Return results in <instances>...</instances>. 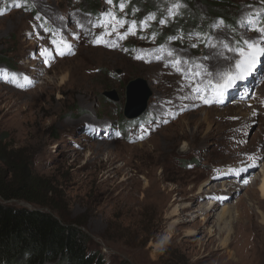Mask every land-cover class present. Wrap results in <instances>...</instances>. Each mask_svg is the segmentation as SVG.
Segmentation results:
<instances>
[{
	"label": "rangeland",
	"instance_id": "374dc122",
	"mask_svg": "<svg viewBox=\"0 0 264 264\" xmlns=\"http://www.w3.org/2000/svg\"><path fill=\"white\" fill-rule=\"evenodd\" d=\"M164 1L156 20L109 0H0V146L41 182L31 203H2L79 226L107 264H264L250 179L264 166V0ZM135 78L151 94L126 119Z\"/></svg>",
	"mask_w": 264,
	"mask_h": 264
},
{
	"label": "trees",
	"instance_id": "16d2710c",
	"mask_svg": "<svg viewBox=\"0 0 264 264\" xmlns=\"http://www.w3.org/2000/svg\"><path fill=\"white\" fill-rule=\"evenodd\" d=\"M111 2L125 5L131 10L129 13L138 14L139 11L150 18H159L156 20L163 19L167 15L166 10L173 6L164 0L165 6L160 0ZM181 6L183 5L179 6L177 14L179 31H183L185 22L182 19L186 21L185 17L190 24L193 23L192 12ZM189 23L184 24V29L189 27ZM6 135L0 133V143ZM0 163L13 171L10 181H6L4 174L0 172V264H107L98 252L88 248L87 236L79 226L65 223L43 211L2 203L13 198L31 203L37 198L36 192L41 187V182L28 174L25 161L9 156L3 146H0ZM118 264L129 263L121 260Z\"/></svg>",
	"mask_w": 264,
	"mask_h": 264
},
{
	"label": "water",
	"instance_id": "95a60500",
	"mask_svg": "<svg viewBox=\"0 0 264 264\" xmlns=\"http://www.w3.org/2000/svg\"><path fill=\"white\" fill-rule=\"evenodd\" d=\"M150 94L151 92L142 78H135L126 84V102L123 112L126 119L138 117L145 111ZM106 95L117 99L113 92H108Z\"/></svg>",
	"mask_w": 264,
	"mask_h": 264
},
{
	"label": "bare ground",
	"instance_id": "6f19581e",
	"mask_svg": "<svg viewBox=\"0 0 264 264\" xmlns=\"http://www.w3.org/2000/svg\"><path fill=\"white\" fill-rule=\"evenodd\" d=\"M159 79V78H158ZM161 79V78H160ZM159 86L165 91V92H167V93H174L176 90H177V85L174 83V81L172 80V78H167V77H164V78H162L161 79V81H160V83H159ZM236 102H238V101H236ZM212 108V107H211ZM210 109V108H209ZM213 109V108H212ZM216 110H220L221 111V113L223 114V116H226L227 115V112L225 111V110H223V109H220V108H215ZM207 111H209V110H207ZM251 113H252V111H251ZM249 115V114H248ZM205 117H203V119H204ZM202 119V120H203ZM191 132H193V131H191ZM200 134V133H199ZM186 143H184L183 145H182V149L183 150H187V148H185L186 147ZM250 179H252L253 181H252V183L253 182H256L257 180L259 181L258 182V185L256 186V190H258L259 191V194H260V196L262 197V199H264V166H263V168L260 170V171H258V174H255L254 176H253V178H250ZM250 179H246V180H250ZM216 190L218 189L217 187L215 188ZM212 191H214V190H212ZM214 208H217V205L216 204H212V203H210V205L208 206V207H206V208H204V211H207V210H212V209H214ZM220 217H221V219H222V216H218V218L220 219ZM217 218V219H218ZM225 242H223V244H224Z\"/></svg>",
	"mask_w": 264,
	"mask_h": 264
},
{
	"label": "snow or ice",
	"instance_id": "6c2138e0",
	"mask_svg": "<svg viewBox=\"0 0 264 264\" xmlns=\"http://www.w3.org/2000/svg\"><path fill=\"white\" fill-rule=\"evenodd\" d=\"M109 2H111V0H109ZM18 6V5H17ZM3 13L0 12V15H2ZM248 47H253V45H248ZM243 54V53H242ZM256 62V53H250L248 54V56L246 57L245 60L243 61H238L236 64V68H237V76L236 77H230L226 83L223 85V87H229L232 84V80L235 78H239V73L242 71H246L248 69L251 68V66ZM207 102V101H206Z\"/></svg>",
	"mask_w": 264,
	"mask_h": 264
}]
</instances>
